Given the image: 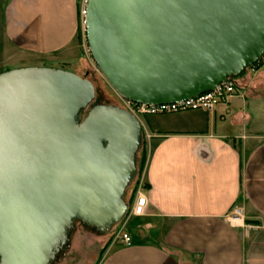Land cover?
<instances>
[{
    "label": "water",
    "instance_id": "95a60500",
    "mask_svg": "<svg viewBox=\"0 0 264 264\" xmlns=\"http://www.w3.org/2000/svg\"><path fill=\"white\" fill-rule=\"evenodd\" d=\"M90 56L118 96L140 105L193 99L264 55V0H88ZM62 69L0 75V264H51L74 220L97 237L125 218L139 121L93 105Z\"/></svg>",
    "mask_w": 264,
    "mask_h": 264
},
{
    "label": "crops",
    "instance_id": "0c3cea01",
    "mask_svg": "<svg viewBox=\"0 0 264 264\" xmlns=\"http://www.w3.org/2000/svg\"><path fill=\"white\" fill-rule=\"evenodd\" d=\"M80 24L77 0H0V75L84 73ZM235 82L212 110L139 120L145 212L128 219L131 244L110 241L97 264H264V60Z\"/></svg>",
    "mask_w": 264,
    "mask_h": 264
},
{
    "label": "built area",
    "instance_id": "2783aa9c",
    "mask_svg": "<svg viewBox=\"0 0 264 264\" xmlns=\"http://www.w3.org/2000/svg\"><path fill=\"white\" fill-rule=\"evenodd\" d=\"M87 3L88 0H78L80 21L83 28L81 51L83 57L88 63V66L94 67L95 64L90 56L89 49L87 47L85 40L84 15H85V9ZM263 60H264V55L257 63H261V61ZM257 63L254 64L249 69H247V71L250 72L256 71L258 66ZM238 94L239 91L235 79H232L219 85L215 90L202 94L196 98L183 100L166 105H158V106L140 105V104H135L120 96H118V99L120 101L122 109L127 111L129 114H131L139 121L140 118L150 115H163V114H171V113L195 111V110L209 111L220 104H225L230 98ZM143 190H144V183H143V176L141 175V178L138 179V183L132 203L127 210V214L125 218L120 224H118L117 230L113 238L111 239L112 243H117L122 246H129L131 244L130 236L127 233V231H125V225L129 218L140 217L144 215L145 207L147 205V200ZM239 215H240V211L237 210L234 212L233 216L230 217V219L231 220L239 219L240 217Z\"/></svg>",
    "mask_w": 264,
    "mask_h": 264
},
{
    "label": "rangeland",
    "instance_id": "374dc122",
    "mask_svg": "<svg viewBox=\"0 0 264 264\" xmlns=\"http://www.w3.org/2000/svg\"><path fill=\"white\" fill-rule=\"evenodd\" d=\"M79 35H80L79 36L80 39L82 40V38H83L82 24H80ZM16 67H18V66H16ZM46 68L60 69L56 64L47 65ZM86 68H87V70L85 72L88 73L87 79L93 84L94 89H95V93H96V96H95V102L96 103L94 102L93 104H95V105H112V106H117L119 108H122L120 101L118 99V95L115 94V92L106 83V81L101 76L100 72L98 71L97 67H95V65H94V67L88 66ZM65 71L72 72V69L66 68ZM82 75H83V73L80 72L79 76H82ZM140 121L143 122V117L140 118ZM142 140H143L142 146L136 155V168L138 167V164L140 162L141 152H142V149L145 145V136H144L143 132H142ZM145 148L146 147H144L143 150L146 153ZM145 161H146V159H145ZM143 168H144V166H143ZM142 172H143V169H142ZM142 172H141L138 179L141 178ZM135 179H137V176L135 177ZM133 182L134 181H132L131 184L129 185V187L126 189L124 197H123L126 204H127V202H129V200L132 196L131 195L132 194V188L134 186ZM132 200H131V202H132ZM127 206L129 208L128 204H127ZM132 219H130L128 221V223L126 225V231L127 230L129 231L131 229L132 226L129 225V223L132 221ZM117 226H115L106 236H103V237H97L96 235H94L89 230L77 228L75 233L72 234L71 242H70V248L68 250L67 256L64 259H61L56 264H97L99 261V253H101V249L105 245L106 241L109 239V236L112 233L115 234V232L117 230ZM100 257H101V255H100Z\"/></svg>",
    "mask_w": 264,
    "mask_h": 264
},
{
    "label": "trees",
    "instance_id": "16d2710c",
    "mask_svg": "<svg viewBox=\"0 0 264 264\" xmlns=\"http://www.w3.org/2000/svg\"><path fill=\"white\" fill-rule=\"evenodd\" d=\"M257 67H259V65H260V63H257ZM66 68H68V66L67 65H62L61 66V69L62 70H66ZM96 103V102H95ZM94 105V104H93ZM143 149H144V147H143ZM142 149V152H141V156H140V162H139V164H138V167H137V179H134L133 181V188H132V196H131V198H130V200H129V202H127V204L130 206V204L132 203L131 202V200L133 199V197H134V193H135V189H136V186H137V183H138V178H139V176H140V174H141V172H142V169H143V166H144V163H145V159H146V153H145V151ZM146 187V185H144V188ZM131 202V203H130ZM113 233L109 236V239L106 241V243H105V245L103 246V248L101 249V253H99V259H100V255H102L103 254V252L105 251V249L107 248V246L109 245V243H110V241H111V239H112V237H113Z\"/></svg>",
    "mask_w": 264,
    "mask_h": 264
},
{
    "label": "flooded vegetation",
    "instance_id": "af4514ba",
    "mask_svg": "<svg viewBox=\"0 0 264 264\" xmlns=\"http://www.w3.org/2000/svg\"><path fill=\"white\" fill-rule=\"evenodd\" d=\"M86 78H88V73H87V77ZM95 96H96V93H95ZM77 228H82L84 230H88L83 225H81L80 222L74 220L73 223H72V229L68 233V242L66 244H64V245H60L58 253L55 255V259H54V261L51 264H56L61 259H64L67 256L68 250L70 248V242H71L72 234L75 233Z\"/></svg>",
    "mask_w": 264,
    "mask_h": 264
}]
</instances>
